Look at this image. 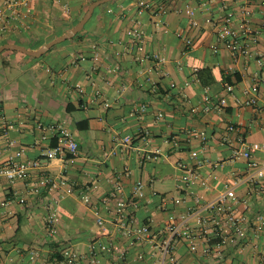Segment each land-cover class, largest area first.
<instances>
[{"label":"crops","instance_id":"crops-1","mask_svg":"<svg viewBox=\"0 0 264 264\" xmlns=\"http://www.w3.org/2000/svg\"><path fill=\"white\" fill-rule=\"evenodd\" d=\"M88 1L9 0L16 12L3 10L0 46L39 48L56 31L71 28ZM151 1L149 10H139L137 0L96 8L80 38L38 58L11 50L0 53V164L20 150V160L40 162L24 179H0V264H65L64 250L88 264L89 243L108 232L96 225L94 207L107 218L102 199L115 180L124 196L142 182L144 198L136 214L155 233H164L171 216L179 221L186 215V205L170 203V210H161L160 199L183 193L177 188L180 166L190 162L193 150L213 162L200 167L208 188H191L201 201L251 171L249 160L230 157L241 148L240 139L264 143V85L258 79L264 62V0ZM187 7L195 10L196 26L184 12ZM228 13L234 26L246 18L260 31L248 56L237 58L216 41L215 26ZM131 29L141 32V42H130ZM186 38L192 41L190 47ZM145 53L162 60H144ZM78 55L85 59L77 60ZM233 73L241 80L228 91L224 78ZM249 89L256 103L246 107L242 101ZM54 123H64L77 141V157L46 161L43 154L53 146L48 127ZM231 125L235 129L227 130ZM191 130L207 134L203 149L187 134ZM125 136L132 138L129 150L121 146ZM145 154L155 158L144 159ZM252 161L260 165L264 154H254ZM42 178L63 179L73 191L67 195L61 188L41 187ZM235 192L239 214L251 218L264 212V180L240 184ZM50 209L54 232L48 223ZM189 225L196 232V224ZM224 238L222 230H209L196 237L194 253L185 241H177L175 264H264V232L254 236L248 231L246 239L235 244L221 243ZM205 249L211 255H204ZM150 252L149 246H137L125 264H154ZM100 263L118 264L107 256L100 257Z\"/></svg>","mask_w":264,"mask_h":264},{"label":"built area","instance_id":"built-area-1","mask_svg":"<svg viewBox=\"0 0 264 264\" xmlns=\"http://www.w3.org/2000/svg\"><path fill=\"white\" fill-rule=\"evenodd\" d=\"M152 5L153 1L151 0H137L139 10H149ZM4 8L12 13L16 12L9 0H0V19H2ZM184 12L190 18V24L196 26L197 22L194 18L195 10L187 7ZM233 21V14L228 13L222 22L216 24V41L222 42L232 55L237 58L248 56L251 43L256 40L260 31L264 32V21L261 23L260 31L253 29L246 18L239 20L235 26L233 25ZM159 25L164 26L165 23L159 21ZM127 36L131 43L141 42V32L138 30L131 29L127 31ZM185 45L190 47L192 41L186 38ZM211 49L213 52H217L216 46L213 45ZM76 59L83 60L85 57L78 55ZM144 60L161 61L162 58L157 54L151 55L145 53ZM260 65L261 69L258 79L260 84L264 85V62H260ZM76 88L79 92H82L79 86H76ZM226 89L230 91L231 87L227 86ZM251 92V89L245 91L247 98L242 101L243 106L250 107L256 103V98ZM206 101L209 103L210 99H206ZM219 103L223 104L224 100H219ZM48 129L51 131L52 138L56 142L53 146L47 148L43 154L46 161L77 157L79 152L78 143L64 123L51 124ZM234 129L232 125L227 128L229 131H233ZM187 134L197 139L202 149L207 144L208 137L204 131L191 130ZM239 142L241 148L234 150L230 158L249 160L251 171L241 178L236 177L232 184L227 185L212 199L206 201H201L191 188L196 187L197 190L208 188L207 179L201 175L200 167L204 165L212 166L213 162L208 158L202 157L200 155L201 150L190 152V162L180 166L177 188L183 193L177 198H161V207H159L161 210H167V204L170 203L172 205H186V215L179 221H175L173 216H171L166 224H164V233L160 235L152 230L149 223L141 222L136 214L144 198L142 182H136L130 196H124L121 193L120 182L115 180L111 191L102 199V206L108 212L107 218L101 215L98 207H94L93 213L96 225L100 230H107L108 232L106 235L104 234V238H96L89 243L85 258L88 264H101L100 257L102 256L114 258L118 264H125L130 250L140 245L149 246L151 249L150 254L156 259L154 264H165L166 261L175 264L177 262L173 257V252L175 251V244L179 240L185 241L189 251L194 253L197 251L196 237L207 233L209 230L211 232L214 229L222 230L225 238L222 239L221 243L224 244H235L245 240L248 231H252L254 236H259L264 232V212L255 213L251 218L239 214L236 210L238 200L235 192V188L240 184H253L254 182L264 180V161L260 165L252 161L254 154H264V143H245L241 139ZM121 146L123 150L131 149L132 138L130 136L123 137ZM1 151L2 149L0 148ZM21 155V150L17 151L4 163L0 164V179L5 178L9 182L24 179L30 175L32 170L40 166L38 160H20ZM143 158L149 160L155 157L152 154H145ZM39 185L41 187L49 186L52 189L61 188L67 195L73 191L72 187L60 178L53 180L42 178ZM20 202L22 203L23 199H20ZM85 202L89 203L90 201L88 198H85ZM241 203L246 211L248 209L246 202L242 201ZM50 211L48 223L51 225V231L54 232V211L52 209ZM191 221L196 224V232L190 229L189 222ZM107 224L110 225V230L106 228ZM119 239L121 243L118 241ZM203 254L206 256L211 255V251L205 249ZM62 257L65 264H82L84 259L72 250H64ZM143 257L144 255L140 254L138 260H142Z\"/></svg>","mask_w":264,"mask_h":264},{"label":"water","instance_id":"water-1","mask_svg":"<svg viewBox=\"0 0 264 264\" xmlns=\"http://www.w3.org/2000/svg\"><path fill=\"white\" fill-rule=\"evenodd\" d=\"M113 0H94L92 1L88 6L82 17L69 29H67L64 33L57 36L56 38L50 40L49 42L41 45L39 48L35 50H27L23 48L22 46H19L17 44H3L0 46V53H2L5 50H11L20 52L22 54L38 58L45 54L47 51H49L52 47L66 41L72 39L77 33H79L81 30L84 29L87 22L92 17L94 11L96 8H98L101 5L107 4Z\"/></svg>","mask_w":264,"mask_h":264},{"label":"trees","instance_id":"trees-1","mask_svg":"<svg viewBox=\"0 0 264 264\" xmlns=\"http://www.w3.org/2000/svg\"><path fill=\"white\" fill-rule=\"evenodd\" d=\"M92 1H94V0H89V1L87 2L86 5H88V4L91 3ZM117 1H119V0H113V1H111V2H109V3H107V4H104V5L99 6L98 8H103V7H105V6H108L110 3H115V2H117ZM83 13H84V12H82L81 15L77 16V17L72 21L73 25H74V24H75V23H76V22L82 17ZM69 26H70V25L65 26V28L62 29L61 31H56L51 37L45 39V40L42 41L41 43L49 42L50 40H52V39H54L55 37L59 36L60 33L66 31V29H67ZM81 32H82V31H80L79 33H77V34H76L72 39H70V40H76V39L80 38V37L82 36V35H81ZM67 41H68V40H66V41H64V42H67ZM62 43H63V42H62ZM52 48H53V47H52ZM52 48H51V49H52ZM77 60H79V59H77ZM240 80H241L240 75H239L238 73H233V74L228 75V76H226V77L224 78V85H225V86L234 85V84L239 83ZM81 107H82V103H81ZM52 141H53L52 145H54L55 142H56L55 139L52 138Z\"/></svg>","mask_w":264,"mask_h":264}]
</instances>
